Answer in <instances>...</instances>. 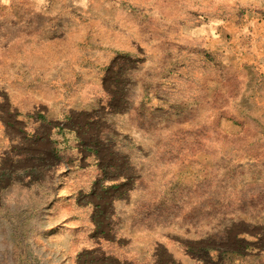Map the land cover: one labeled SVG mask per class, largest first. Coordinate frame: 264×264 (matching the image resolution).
Wrapping results in <instances>:
<instances>
[{"label":"rangeland","instance_id":"374dc122","mask_svg":"<svg viewBox=\"0 0 264 264\" xmlns=\"http://www.w3.org/2000/svg\"><path fill=\"white\" fill-rule=\"evenodd\" d=\"M0 264H264V0H0Z\"/></svg>","mask_w":264,"mask_h":264}]
</instances>
